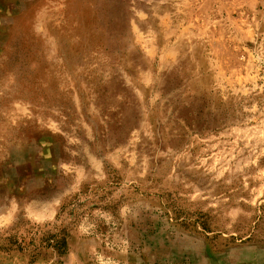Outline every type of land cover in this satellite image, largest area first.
<instances>
[{
  "label": "rangeland",
  "instance_id": "374dc122",
  "mask_svg": "<svg viewBox=\"0 0 264 264\" xmlns=\"http://www.w3.org/2000/svg\"><path fill=\"white\" fill-rule=\"evenodd\" d=\"M0 264H264V0H0Z\"/></svg>",
  "mask_w": 264,
  "mask_h": 264
},
{
  "label": "trees",
  "instance_id": "16d2710c",
  "mask_svg": "<svg viewBox=\"0 0 264 264\" xmlns=\"http://www.w3.org/2000/svg\"><path fill=\"white\" fill-rule=\"evenodd\" d=\"M114 4H116V3H114ZM112 8V7H111ZM114 9V11H117L118 9H116V8H113ZM111 17H113L112 15H111ZM111 23H113V24H116L117 26H119L120 28H122V25H121V22H119V21H117V20H115V19H112L111 18ZM50 240H48V242H49ZM52 243H54V246L56 247V249H58V250H63L64 249V247H65V237L62 235V236H57L54 240H52L51 241Z\"/></svg>",
  "mask_w": 264,
  "mask_h": 264
}]
</instances>
